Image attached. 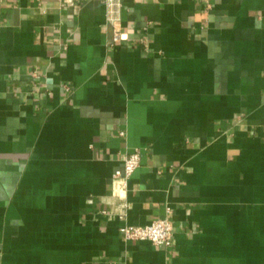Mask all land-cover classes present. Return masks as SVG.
Wrapping results in <instances>:
<instances>
[{
    "label": "crops",
    "instance_id": "1",
    "mask_svg": "<svg viewBox=\"0 0 264 264\" xmlns=\"http://www.w3.org/2000/svg\"><path fill=\"white\" fill-rule=\"evenodd\" d=\"M115 27L0 0V264H264V0H124ZM121 198L172 244L125 240Z\"/></svg>",
    "mask_w": 264,
    "mask_h": 264
},
{
    "label": "built area",
    "instance_id": "2",
    "mask_svg": "<svg viewBox=\"0 0 264 264\" xmlns=\"http://www.w3.org/2000/svg\"><path fill=\"white\" fill-rule=\"evenodd\" d=\"M106 4L107 17L110 23L115 27L120 22V9L124 0H102ZM116 29V38L119 37L120 30ZM141 163V152L136 150L129 153L124 158V172L117 170L114 174V181L120 187L126 185L127 180L134 174ZM119 187V188H120ZM120 212L118 219L123 224L120 227V232L125 240L131 241H150L155 245H171L173 242L174 228L169 219H158L148 225H131L126 222L127 209L129 203L126 198H121L119 203ZM107 214H112L107 211Z\"/></svg>",
    "mask_w": 264,
    "mask_h": 264
}]
</instances>
